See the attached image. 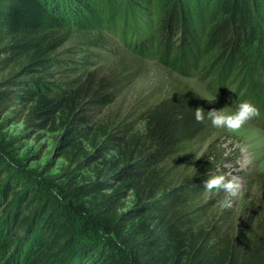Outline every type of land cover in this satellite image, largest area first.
Segmentation results:
<instances>
[{
    "label": "trees",
    "instance_id": "16d2710c",
    "mask_svg": "<svg viewBox=\"0 0 264 264\" xmlns=\"http://www.w3.org/2000/svg\"><path fill=\"white\" fill-rule=\"evenodd\" d=\"M164 3V46L181 32L167 50L179 71L197 48L192 19L185 0ZM73 4L0 0V264H264V217L233 229L231 210L217 212L205 194L221 163L203 144L207 115L194 118L205 102L166 84L123 113L108 109L144 67L110 65L109 38L81 39L70 25ZM211 14L206 43L231 58L257 27L254 10L216 0ZM38 130L57 132L56 173L49 159L24 162L39 158L22 141Z\"/></svg>",
    "mask_w": 264,
    "mask_h": 264
},
{
    "label": "rangeland",
    "instance_id": "374dc122",
    "mask_svg": "<svg viewBox=\"0 0 264 264\" xmlns=\"http://www.w3.org/2000/svg\"><path fill=\"white\" fill-rule=\"evenodd\" d=\"M165 0H81L80 5L69 7L66 18L78 30V36L95 30L109 38L110 52H106L110 65L132 64L139 59L144 67L142 73L123 88L116 100L108 107L112 111L125 112L132 104L144 98H156L169 85L184 87L197 94V88L206 89L209 95H216L214 101L200 97L209 110H235L243 100L252 102L258 114L238 130L216 128L209 120L204 147L209 145L211 153L221 155L217 174L237 175L242 190L231 208L224 207L229 197L224 191L206 193L213 195L217 212L230 209L228 222L234 227L250 218L256 221L264 217V0H240L247 2L254 10L252 19L256 29L239 45L238 52L231 58L219 59L222 47L206 43L207 30L217 18L211 14L216 0H185L192 19L194 41L197 48L185 53L184 67L172 71L167 57L169 46L180 39L181 32L168 41L162 38L161 24ZM177 32V31H176ZM179 41V40H178ZM114 47V48H113ZM179 66V64H178ZM246 73L251 79H246ZM142 125L138 124V131ZM22 124H11L6 130L16 132ZM40 138L35 140L37 134ZM57 132L38 130L31 136H24L26 147L38 151L39 158L25 160L27 167L46 164L49 159V173H56L64 160L55 154ZM198 144H202L199 142ZM198 146H196L197 148ZM53 150L52 154L49 151ZM22 153L24 150L19 148ZM216 175V174H215ZM129 201V198H128ZM126 201V206L130 203ZM80 218V216H78ZM94 227L93 223H90Z\"/></svg>",
    "mask_w": 264,
    "mask_h": 264
},
{
    "label": "clouds",
    "instance_id": "9594fccd",
    "mask_svg": "<svg viewBox=\"0 0 264 264\" xmlns=\"http://www.w3.org/2000/svg\"><path fill=\"white\" fill-rule=\"evenodd\" d=\"M197 94L200 97L206 98L209 101H214L216 95H209L206 89L197 88ZM258 114L256 106L248 101L243 100L238 103L235 110H227L225 107L216 110L212 109L204 111V109L197 107L194 109V118L197 121H203L205 116L211 121V124L216 128H227L230 130H238L249 122L253 117ZM203 187L206 193H211L215 190H222L228 195V199L225 200L224 207L231 208L235 199L239 197L242 190V183L240 177L237 175H231L229 178L226 174H216L210 176L203 182Z\"/></svg>",
    "mask_w": 264,
    "mask_h": 264
}]
</instances>
